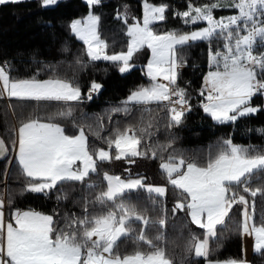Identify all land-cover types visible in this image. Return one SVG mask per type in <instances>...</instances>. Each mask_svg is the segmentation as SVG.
Here are the masks:
<instances>
[{"label": "snow or ice", "instance_id": "6c2138e0", "mask_svg": "<svg viewBox=\"0 0 264 264\" xmlns=\"http://www.w3.org/2000/svg\"><path fill=\"white\" fill-rule=\"evenodd\" d=\"M23 0H0V5L21 3ZM58 0H41L44 7L56 5ZM101 0H86L92 7ZM238 10L237 15L216 18L214 11L221 7V0H211L199 6L189 0L187 10L173 13L185 24L206 22V27L182 31L173 29L160 32L155 24L167 19V4H152L143 0L142 20L128 24L127 5L125 12L118 14L127 26L126 48L109 54V45L101 39L98 31L100 17L89 11L82 19L71 22V32L86 45V54L91 61L112 62L121 73L135 67L133 57L142 49L150 50L145 75L148 86H141L130 93L121 107L111 112L129 114L131 104L144 107L153 103L166 109L167 128L179 127L192 110L190 97L185 88L177 84L179 69L187 61L181 50L197 41L222 39L224 51L209 49V71L203 78L200 96L203 111L218 123L235 122L240 117L254 115L262 110L253 106L255 96L264 97V0H230L225 4ZM135 19V18H133ZM79 63V61H77ZM166 81L167 83H163ZM103 85L92 80L86 93L79 84L52 77L41 80L35 76L26 79L12 78L9 69L0 65V97L37 102L91 101L99 95ZM71 117L72 108L57 114ZM47 117L32 116L21 121L18 127L7 128L13 134L12 148L17 151L21 175L25 177L22 191L47 194L58 184L69 182L84 183L90 174L98 173V165L112 160L134 158L159 159L160 168L168 184L179 190V199L171 208L175 214L185 211L190 223L204 230L202 237L189 233L186 251L195 257L204 258L206 264H249L244 258H229L223 261L211 259L210 240L217 238V226L225 227L229 213L236 205L241 219L237 231L241 236L253 238V251L264 254V216L255 221V197L264 199V185L253 188V176L264 173V150L236 145L232 140H222L215 152H209L203 162L195 158L186 160L175 150L165 158L163 152L172 147L167 144L149 145L147 139L153 135L154 118L147 121L143 116L139 124L115 127L108 136H102L103 117H95L92 124L82 121L74 125L77 134H65L60 124ZM87 132H92L104 146L89 144ZM264 131V129H261ZM8 152L3 138H0V157ZM5 178L7 173H4ZM106 182L95 196V200L83 205V215L64 217V226L59 227L55 214H46L34 209H13L10 219L5 218L4 199L0 194V264H173L172 258L163 246L153 241H163V228L167 222V211L161 202L159 217H149L148 208L133 203L131 194L147 192L152 205L158 197H164L167 188L147 185L143 177L122 179L118 175L103 173ZM94 190L99 185L87 183ZM246 194L253 198L251 203ZM58 200L68 199L67 193L57 196ZM139 199V196H137ZM11 206L12 197L9 195ZM89 204L98 205L100 211L89 212ZM139 224L137 230L134 227ZM158 229V234L149 239L145 229ZM121 238L130 239L135 247L130 253L119 251ZM141 244L147 250L141 249ZM217 241V247H219Z\"/></svg>", "mask_w": 264, "mask_h": 264}, {"label": "trees", "instance_id": "16d2710c", "mask_svg": "<svg viewBox=\"0 0 264 264\" xmlns=\"http://www.w3.org/2000/svg\"><path fill=\"white\" fill-rule=\"evenodd\" d=\"M154 4H167V19L154 25L156 30L166 32L173 29L191 31L198 25L185 24L181 18L174 16L175 12L187 10L189 0H148ZM222 1V0H221ZM143 0H101L100 4L91 9L84 0H58L56 5L44 7L41 0H23L21 3H8L0 5V65L9 69L12 78L26 79L35 76L45 80L52 77L67 79L79 84L82 93H86L92 80L103 85L99 95H93L91 101L69 102L67 104L57 101L37 102L19 100L7 96L0 97V138H3L8 147L6 156L0 159V194L3 195L7 217L13 209H34L46 214H55L58 226H64V217L83 215V205L87 201L95 200L96 194L105 187L106 182L102 176L104 172L118 175L122 179L143 177L147 185L164 186L167 192L164 197H158L156 205L148 199V193L140 190L133 192L131 199L141 207L148 208L149 217H159L160 204L167 211V222L163 228V241H153L163 246L166 253L173 260V264H206L204 258L195 257L186 251V241L189 233H196L202 237L203 231L189 221L185 211L173 214L170 210L179 199V190L168 184L160 168L159 159L144 157L134 158V163L126 160H112L98 165V173L90 174L84 183L69 182L57 187L47 194L22 191L25 186V177L21 175L15 150L12 148L13 134L6 131L10 127H18L21 121L32 116H40L47 122V117H54L53 122L64 128L65 134H77L74 125L86 121L93 125L95 130V117H103L104 130L102 136H108L118 125L123 128L129 124H139L141 117L147 121L154 118V126L150 129L153 135L147 139L149 145H164L170 140L172 147L163 152L166 158L173 150L188 160L195 158L203 162L209 152H215L222 140L231 139L236 145L245 148L252 147L257 151L264 150V97L257 95L253 98V106L259 105L262 110L254 115L240 117L237 121L218 123L203 111L200 96L203 87V78L209 71V49L224 51L223 40L197 41L181 50L187 63L180 68L177 84L185 88L190 97L192 110L184 118L179 127L167 128L166 109L153 103L147 107L150 113L144 112V107L131 104L129 114L111 112L121 107L131 92L141 86L150 84L145 75L146 63L150 51L145 48L136 53L132 63L135 67L131 71L121 74L112 62L98 60L91 61L86 54V45L70 30V24L77 18L85 17L90 10L100 17L98 31L101 39L109 45V54L119 52L126 48L128 42L127 26L118 18V14L125 12L127 5L128 24L135 20H142ZM197 6L209 3L211 0H191ZM230 0L221 2V7L214 11L216 18L236 14L237 9L226 7ZM135 18V19H133ZM256 52H264V48L257 47ZM79 61V63H77ZM72 108V116L65 118L58 116L59 112ZM89 144L104 146L97 140L92 132H87ZM7 173L5 178L4 173ZM87 183L100 187L90 190ZM253 188L264 185V173L253 176ZM67 193L68 199L58 200L57 196ZM9 195L12 204L9 206ZM139 196V199H137ZM250 203L253 198L246 194ZM255 199L254 220L259 221L264 216V199L259 195ZM236 205L229 213L231 220L226 219V226H217V238L210 240L211 259L226 260L229 258H243V236L237 231V222L241 219L240 209ZM89 212H98V205L89 204ZM134 227L139 230L140 225ZM149 239L158 234V229H145ZM217 241L219 247H217ZM119 251L130 253L135 245L132 240L121 238ZM142 250L147 246L141 244ZM250 264H264V254L253 252Z\"/></svg>", "mask_w": 264, "mask_h": 264}, {"label": "rangeland", "instance_id": "374dc122", "mask_svg": "<svg viewBox=\"0 0 264 264\" xmlns=\"http://www.w3.org/2000/svg\"><path fill=\"white\" fill-rule=\"evenodd\" d=\"M85 2H86V0H84ZM149 3H152V2H150V1H148ZM221 2H225V0H222ZM152 4H154V3H152ZM163 4V3H162ZM156 5H159V4H156ZM91 12H92V10H90ZM142 11H143V2H142ZM238 14V12L236 13V14H233V15H237ZM88 15V14H87ZM86 15V16H87ZM85 16V17H86ZM143 16V15H142ZM229 16H231V15H229ZM221 17H228V16H221ZM221 17H219V18H221ZM84 18V17H83ZM218 18V19H219ZM77 19H82V18H77ZM77 19H75V20H77ZM74 21V20H73ZM195 25H198V26H196L195 28H193L192 30H197V29H199V28H203V27H206L207 25H206V22H203V21H201V22H199L198 24H195ZM150 51V50H149ZM150 55H151V53H150ZM149 59H150V56H149ZM148 59V60H149ZM147 64V63H146ZM161 82H163V83H167L166 81H162V79H161ZM203 102H205L204 100H203ZM202 104V103H201ZM15 156H17V151L15 150V154H14ZM250 211V210H249ZM243 242H244V247H243V258L244 259H246L248 262H249V264H250V258H251V254L254 252L253 251V238L252 237H249V236H243Z\"/></svg>", "mask_w": 264, "mask_h": 264}, {"label": "crops", "instance_id": "0c3cea01", "mask_svg": "<svg viewBox=\"0 0 264 264\" xmlns=\"http://www.w3.org/2000/svg\"><path fill=\"white\" fill-rule=\"evenodd\" d=\"M179 70H180V69H179ZM179 70H178V71H179ZM4 211H5V218H6V220H7V219H10V217H9V218L7 217L6 208H5V203H4ZM37 211H38V210H37ZM243 247H244V242H243Z\"/></svg>", "mask_w": 264, "mask_h": 264}, {"label": "water", "instance_id": "95a60500", "mask_svg": "<svg viewBox=\"0 0 264 264\" xmlns=\"http://www.w3.org/2000/svg\"><path fill=\"white\" fill-rule=\"evenodd\" d=\"M6 154H7V153H6ZM6 154H5L4 156L0 157V159L4 158V157L6 156Z\"/></svg>", "mask_w": 264, "mask_h": 264}, {"label": "built area", "instance_id": "2783aa9c", "mask_svg": "<svg viewBox=\"0 0 264 264\" xmlns=\"http://www.w3.org/2000/svg\"><path fill=\"white\" fill-rule=\"evenodd\" d=\"M202 102H203V101H202ZM202 102H201V103H202Z\"/></svg>", "mask_w": 264, "mask_h": 264}]
</instances>
